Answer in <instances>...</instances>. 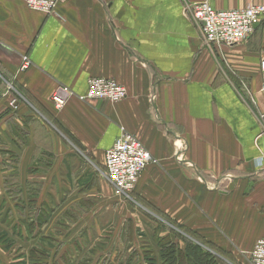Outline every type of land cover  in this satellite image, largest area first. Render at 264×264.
Listing matches in <instances>:
<instances>
[{
  "label": "crops",
  "instance_id": "0c3cea01",
  "mask_svg": "<svg viewBox=\"0 0 264 264\" xmlns=\"http://www.w3.org/2000/svg\"><path fill=\"white\" fill-rule=\"evenodd\" d=\"M198 1L67 0L44 15L0 0V264L17 249L32 264L159 263L162 244L185 254L187 242L217 264H249L264 239V24L238 46L207 47L189 11ZM92 77L114 79L126 98L53 108L58 84L81 97ZM120 129L153 158L128 202L104 175ZM71 201L104 215L69 225L86 239L13 235L49 230Z\"/></svg>",
  "mask_w": 264,
  "mask_h": 264
},
{
  "label": "built area",
  "instance_id": "2783aa9c",
  "mask_svg": "<svg viewBox=\"0 0 264 264\" xmlns=\"http://www.w3.org/2000/svg\"><path fill=\"white\" fill-rule=\"evenodd\" d=\"M67 0H24L26 7L44 15L54 14L55 9ZM189 11L199 25L203 41L207 47H232L245 42L255 28L264 24V4H249L242 9L216 10L208 1L189 4ZM20 70L31 66V61L23 56ZM259 68L264 87V50L260 54ZM127 96L126 89L114 79L92 77L87 81L84 96H78L70 88L58 84L50 96V103L56 110L62 109L72 98L90 104L106 101L116 104ZM153 158L143 143L132 133L120 129L118 137L106 151L104 175L113 192L118 197L128 198L136 187L145 166ZM249 264H264V239L256 241L248 255Z\"/></svg>",
  "mask_w": 264,
  "mask_h": 264
},
{
  "label": "rangeland",
  "instance_id": "374dc122",
  "mask_svg": "<svg viewBox=\"0 0 264 264\" xmlns=\"http://www.w3.org/2000/svg\"><path fill=\"white\" fill-rule=\"evenodd\" d=\"M114 195H115V193H114ZM115 196H117V195H115ZM118 198L125 199V202H128V200H131V199L125 198V197H118ZM86 203H88V202L81 201L80 204L73 205V202L71 201L68 203V206H66V212L64 214H62V213L56 214V213L51 212L49 214V220L52 221V224L49 227V230H39L38 228L33 229V230L26 229V228L23 230L22 229H15V230H13V235H15L17 238H20V239H24V238L29 239V238L34 237V236L40 237L39 239H41V237L43 235L44 237L48 236V239L51 238L50 240H57V239L62 238V236H65L64 232H66V236L69 234V236H67V237L65 236L66 238H75L76 237V238L86 239V237L89 234V232L86 231L87 229L78 231V230L72 229L71 226L78 221L87 222V223H89L91 221H98V220H100L101 222L104 221V215H100L99 217H97L95 214H81V212H78V208L82 205H86ZM29 216L30 215H28L27 217H29ZM32 219L34 221H36V219L38 220V215L33 214ZM71 223H73V224L71 226H69ZM94 233H95V231H94ZM72 234H74L75 237H72L73 236ZM5 235L7 236V234H5ZM105 235L106 234L104 233V235H100V236L105 237ZM102 237L100 238L101 241H102ZM20 247H22V246H20ZM20 247H18V248H20ZM38 247H39L38 244L36 246H33V248H35V251H37L36 248H38ZM23 255H22V250H20V249L19 250L17 249L15 252H13L12 261L16 260V262H13L12 264H22V263L28 264V262L23 259L24 258ZM96 255H97L96 252H95V255H92L94 258L93 260H95V258L97 257ZM102 255H103V253H102ZM100 256H98V257H100ZM22 260L24 262H21ZM86 264H90V263H86ZM91 264H95V263H91ZM97 264H108V263L105 261L102 263L97 262ZM110 264H115V263H110Z\"/></svg>",
  "mask_w": 264,
  "mask_h": 264
},
{
  "label": "trees",
  "instance_id": "16d2710c",
  "mask_svg": "<svg viewBox=\"0 0 264 264\" xmlns=\"http://www.w3.org/2000/svg\"><path fill=\"white\" fill-rule=\"evenodd\" d=\"M160 248L162 261L157 263L149 256L144 260L145 264H217L215 257L211 253L202 251L200 246L191 242H187L185 254L176 250L174 245L170 243H164ZM21 262L24 261L22 260Z\"/></svg>",
  "mask_w": 264,
  "mask_h": 264
}]
</instances>
